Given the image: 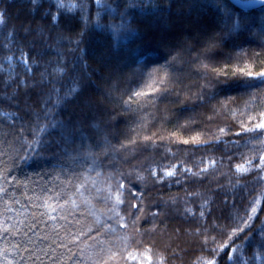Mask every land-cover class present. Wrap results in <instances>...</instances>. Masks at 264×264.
Here are the masks:
<instances>
[{"label":"snow or ice","instance_id":"snow-or-ice-1","mask_svg":"<svg viewBox=\"0 0 264 264\" xmlns=\"http://www.w3.org/2000/svg\"><path fill=\"white\" fill-rule=\"evenodd\" d=\"M115 33L155 40L165 64L122 67ZM145 75L152 91L133 95L156 112L137 123L139 99L115 94ZM45 152L100 161L106 179L17 197L15 169ZM262 217L264 15L228 0H0V264H264Z\"/></svg>","mask_w":264,"mask_h":264},{"label":"trees","instance_id":"trees-1","mask_svg":"<svg viewBox=\"0 0 264 264\" xmlns=\"http://www.w3.org/2000/svg\"><path fill=\"white\" fill-rule=\"evenodd\" d=\"M242 1L246 2V0H242ZM161 2H164V0H161ZM207 2L210 3L212 2V0H207ZM234 10L241 11L236 7H234ZM262 11H264V7L252 12H243V11L242 12L246 15H251L253 13H260ZM176 23H177V18L173 16L172 21H170L169 24L166 26L171 27L174 26ZM95 43L99 45L102 44L103 41L97 39ZM131 45H132L131 46L132 49L127 48L118 43L116 44L114 42L115 52L116 55L120 58L122 67L148 65V70H151V68L153 67L158 68L161 65L165 64L167 53L161 46H159V44L155 40L151 38H146L143 42H140L137 40L135 36V40L134 41L132 40ZM142 51H145L149 54L152 53L155 56L154 59L144 62L138 61L139 59L138 57ZM245 63L248 62L245 61ZM259 65L260 62L259 61L256 62V64L254 65V70H259ZM243 66H244L243 64L238 65V67L240 68H242ZM236 67L237 65L234 64L233 69H235ZM199 82H200L199 77L195 73H193L189 81V83H191L193 86V90H195V86ZM149 83L150 81H148L146 75L143 80H141L139 77H136L134 79L128 78L127 82L121 85V92L115 94L117 98L116 99L117 106H119V97L124 93H127V95H123L124 100H128L129 96H131L134 101L139 99L140 101L139 105H137L136 103H132L131 105L132 113L135 116L137 123L139 122L141 115L147 116L148 119L151 121L152 116L149 115V113L156 112V109L154 107H151L149 103H145V100L143 98H136L133 95L136 91L151 92L152 89L149 87ZM168 106L172 107V105H168ZM159 107L162 110L165 107V104H160ZM198 111H203V110H198ZM236 113L217 117L214 121L213 127L215 126L216 123L220 124L221 126H224L225 124H229V123H235V120L239 119L236 116ZM156 114L157 116H161L162 112ZM173 125H174V121L173 124L165 125L169 133L173 130ZM123 126L124 125H122V127ZM127 127L135 128L136 123H133L132 121H128ZM156 127H159V125L157 124ZM155 130L156 128L152 129V131ZM182 135L184 136V138H187L186 134L182 133ZM89 169H92V171L89 172L88 171ZM83 171L88 172L89 176L86 178L89 182L91 181L101 182L104 179H106V175L97 176L96 174L97 172L106 171L100 161H97L96 164H93L90 158H84L77 160L76 162L73 163L68 161L67 159L62 160L59 157L52 156L50 152H45L41 154L40 157L29 160L15 169L14 175H16L24 185H27V188L21 187L17 191L16 193L17 197L26 200L27 196H31V195L42 196L43 194L46 193L55 195L61 189L65 188L67 181L79 180L77 177L81 175ZM171 191L176 192L178 191V189L172 188ZM68 194L70 195V193ZM189 259H191V257H189Z\"/></svg>","mask_w":264,"mask_h":264},{"label":"rangeland","instance_id":"rangeland-1","mask_svg":"<svg viewBox=\"0 0 264 264\" xmlns=\"http://www.w3.org/2000/svg\"><path fill=\"white\" fill-rule=\"evenodd\" d=\"M264 15V11L260 12V13H253L251 15H248V16H251V17H254L256 18L257 20H259V18ZM112 39L113 41L117 44H120V45H123L127 48H131V44H132V40L134 41L135 40V34H132V33H127V34H120V33H115L113 34L112 36ZM243 47L246 49V50H249V51H260V49L257 47V43L254 42L252 40V38L249 39L248 42L244 43L243 44ZM132 49V48H131ZM239 51V49H237V52ZM154 55L152 53H147L145 51H142L139 55V59L138 61H141V62H144V61H149L151 59H154ZM236 116L240 119V118H243L239 112L236 113ZM178 155H183V154H178ZM167 162V161H165ZM191 166V165H189ZM85 174V175H84ZM89 174L88 172H82L81 175H79L77 178L79 180H71L73 184H78L79 182L83 181L85 179V177H88ZM65 190L67 193H70V195L72 194V191L73 189L71 187H69L68 183H66V186L65 188L63 189ZM137 190H141L140 189V186L137 185ZM53 194H43L42 196H51Z\"/></svg>","mask_w":264,"mask_h":264},{"label":"water","instance_id":"water-1","mask_svg":"<svg viewBox=\"0 0 264 264\" xmlns=\"http://www.w3.org/2000/svg\"><path fill=\"white\" fill-rule=\"evenodd\" d=\"M234 7L238 8L239 10L243 11V12H252L255 10H258L264 6L261 5H256L255 8H249V9H241L239 6L244 3V1L242 0H228Z\"/></svg>","mask_w":264,"mask_h":264}]
</instances>
